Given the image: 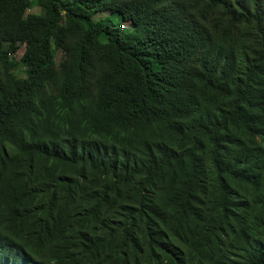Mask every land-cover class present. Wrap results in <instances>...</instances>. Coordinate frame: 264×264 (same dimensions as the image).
Returning <instances> with one entry per match:
<instances>
[{
    "label": "trees",
    "instance_id": "16d2710c",
    "mask_svg": "<svg viewBox=\"0 0 264 264\" xmlns=\"http://www.w3.org/2000/svg\"><path fill=\"white\" fill-rule=\"evenodd\" d=\"M0 264H264V0H0Z\"/></svg>",
    "mask_w": 264,
    "mask_h": 264
},
{
    "label": "rangeland",
    "instance_id": "374dc122",
    "mask_svg": "<svg viewBox=\"0 0 264 264\" xmlns=\"http://www.w3.org/2000/svg\"><path fill=\"white\" fill-rule=\"evenodd\" d=\"M28 12H31V13H39V8L37 7H34L32 8L31 10H29ZM107 13H103V14H99V15H96L95 18H98L99 16L101 15H106ZM120 23V26L128 33H131L133 31V26L130 22H119ZM10 50V49H9ZM13 55H12V61L16 64L15 65V68H14V72L16 70H22L23 71V66L22 64L19 63V59L20 57L22 56V53H23V46H18L16 49H14L13 51ZM61 58V52H57L56 53V57H55V60L56 61H59ZM18 76L22 77L24 76L23 73H20Z\"/></svg>",
    "mask_w": 264,
    "mask_h": 264
}]
</instances>
